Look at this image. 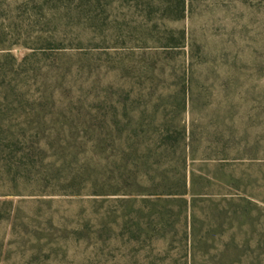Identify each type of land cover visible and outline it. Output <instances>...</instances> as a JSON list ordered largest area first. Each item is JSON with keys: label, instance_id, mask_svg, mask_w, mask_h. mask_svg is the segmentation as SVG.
<instances>
[{"label": "rangeland", "instance_id": "rangeland-1", "mask_svg": "<svg viewBox=\"0 0 264 264\" xmlns=\"http://www.w3.org/2000/svg\"><path fill=\"white\" fill-rule=\"evenodd\" d=\"M0 264H264V0H0Z\"/></svg>", "mask_w": 264, "mask_h": 264}, {"label": "trees", "instance_id": "trees-1", "mask_svg": "<svg viewBox=\"0 0 264 264\" xmlns=\"http://www.w3.org/2000/svg\"><path fill=\"white\" fill-rule=\"evenodd\" d=\"M169 38V40L175 41V44L177 45H175V47H184L186 40L184 32L180 31L176 33V37L172 35ZM155 71L156 70H154V72ZM119 90L123 91L124 88L121 87ZM122 105L128 107L127 102H124ZM126 114L127 113H125V115ZM138 115L140 116V122L138 121L131 125L128 124L129 127L119 132L120 135L118 134L120 141L125 134L124 141L130 140L133 142V145L130 148V155L133 157L134 161H139L140 158H150L153 152L157 153V151H160L159 149L164 147V145L167 144V141L171 138L169 131L164 128V124L160 126L155 125L153 124V121L148 119L143 113ZM123 144H120V146L123 147Z\"/></svg>", "mask_w": 264, "mask_h": 264}]
</instances>
